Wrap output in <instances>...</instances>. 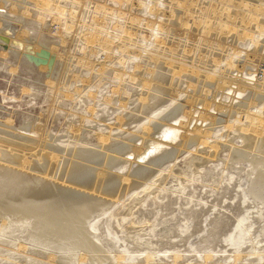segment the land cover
Instances as JSON below:
<instances>
[{
    "label": "rangeland",
    "instance_id": "1",
    "mask_svg": "<svg viewBox=\"0 0 264 264\" xmlns=\"http://www.w3.org/2000/svg\"><path fill=\"white\" fill-rule=\"evenodd\" d=\"M141 2L142 0H21V2L0 0V4L5 3L4 9H0V14L10 15L6 24L10 22L12 24V19L17 17L24 18L23 23H17L11 29H14L15 36L18 35L17 40L21 42L17 45L23 44L25 37L32 42V44L28 43L33 47L32 52H36L34 48L39 46V51H49L52 61L61 62L62 65L64 63L68 67L72 66L68 76H80L65 88L63 81L58 83L57 79L55 82L50 79L51 83H54L50 88L49 74L41 70L43 65L30 68L25 54L18 50L20 47H16L17 49L14 46L9 47L8 43L5 44L0 40V122L3 124L12 122L14 132L19 131L24 124L30 123L39 128L45 136L50 135L63 140L56 143L63 145L64 140H68L72 128L78 127L82 120L85 121L89 133L85 135L86 141L80 143V146L89 148L98 145L97 135L100 134H102L101 138L113 132V135L111 133L108 135L116 139L121 138L122 135L124 137L126 132L125 136H135L137 132L141 135V129L145 125L150 126L159 119L150 120L148 115L139 114L140 122L129 123L124 128L118 127V129L119 115L125 118L126 113L133 112L134 109L136 111L140 104H143L148 96L146 94L148 89L143 86L145 83L151 84L152 75L155 77L158 74L163 75L167 87L171 86L176 70V73L194 71L209 75L208 70L210 75L215 73L228 78L236 77V71H232L235 73L233 75L228 72L221 73L222 70L229 69L227 63L235 50L242 51L240 55L233 56L236 65H240V62L248 57L247 55L257 57L254 62L256 68L253 69L257 72L255 73L257 83L253 86L256 90H264V33L259 38L258 46L251 43L254 39L259 40L256 35L257 26L264 28V0H145L146 7L142 13L139 11L141 8L137 7ZM133 9L135 10L132 11ZM154 9L160 10L162 15L158 17L157 13L153 12ZM165 13L169 14L168 17ZM252 17L257 22H253ZM133 18H138L139 24L132 22ZM244 24L245 27H250L245 28ZM151 26H154L155 33L152 32ZM249 32L250 38H248ZM243 35L246 37L245 41L242 40ZM146 37L148 40H145ZM149 37H151L150 42H148ZM13 40H16L15 37ZM156 40H164L166 45L159 47ZM208 40L211 42L209 43ZM44 44H47L50 50ZM123 47L128 48L124 53H122ZM143 47L146 52H143ZM140 52H143V56L134 59L133 55ZM129 55H132L131 60ZM221 58L223 63L219 68L215 64ZM124 60L129 75H133L134 70L137 71L136 74L141 73L137 75L135 82L131 81L129 76L121 80L112 79L123 69L124 65L120 61ZM157 63L161 68H158L160 71L155 67ZM138 65L141 66L140 70L134 69ZM102 69H106L104 76H96L95 79L90 80V89L87 82L85 83L88 85H83L85 80ZM57 72L56 77L61 74L62 69H58ZM194 72L192 74H195ZM190 73V77L186 73L187 76L183 75L181 79L174 78L175 85L172 88L185 93L179 94L185 95L182 98L176 94L181 100H171L173 94L149 95H159L164 105L169 106L166 112L182 104L190 95L187 93H191L192 86L197 83V80L191 79ZM140 76L145 77V83L138 81ZM232 88L237 90L236 86ZM116 89H120L119 94H113ZM92 94H97L98 99L92 98ZM240 94L236 95V101L230 103L227 101L223 106L234 105L233 108L238 109L246 102H253L252 96L255 95L253 90ZM204 97L207 98L206 95ZM109 99L110 102L107 103ZM140 99H144L142 103ZM91 107L95 110V114L91 113ZM214 108L216 107L212 106L210 113H216ZM186 109L183 113L188 112ZM229 109L230 107L219 113L223 115L221 118L229 115L231 111ZM246 110L247 108L242 114L240 112L243 111L238 109L239 115H235L234 112L233 122H223L218 125L219 127L217 126V129L214 128L215 135L210 136L205 145L195 143L188 152L166 163L163 171L157 173L154 181H150L151 185L147 190L127 197L125 202L116 205L107 215L93 222L97 224L92 230L98 238L95 241L105 251L104 254H109V264H264V189L258 195L250 190L254 176L250 173L249 163H234L230 165L231 167L226 166L232 153L229 146L233 143L231 149L244 147L240 138L242 131L249 129L250 132H254L252 130L256 126L263 127L262 121L259 122L258 119L264 120V102L253 111L252 117H247ZM195 117L188 134L194 138L205 134L204 132L211 128V121L204 114L199 121H197L199 117L197 115ZM194 127H197L195 128L197 133H193ZM112 128L117 129L111 131ZM12 130L9 132L13 133ZM37 133L35 131L33 134ZM179 133L181 140L179 139L177 144L181 147L184 143L182 138L187 132L182 129ZM216 146L221 150L219 158L213 160L211 156ZM42 148L44 149L41 146L38 150H43ZM196 155L204 156L207 163L202 170L199 168L201 175L196 174L198 178H194L192 183H187L188 175L180 172H192L193 168L189 166V160ZM161 188H165L161 192V200L153 199ZM189 196L195 197L194 202L190 203ZM134 204L137 205L134 206L133 216L128 215L126 212ZM237 220L241 221L239 223L243 227L241 234L236 230L239 225ZM15 232L8 235L9 238L0 236V264H64L65 262L71 264L66 259H61L58 254L46 249L40 250L31 243L28 229L23 233ZM75 255L72 264H97L89 254L77 252ZM178 255L184 256L183 260L176 261L175 257ZM211 255L214 257L212 261L207 260Z\"/></svg>",
    "mask_w": 264,
    "mask_h": 264
},
{
    "label": "bare ground",
    "instance_id": "2",
    "mask_svg": "<svg viewBox=\"0 0 264 264\" xmlns=\"http://www.w3.org/2000/svg\"><path fill=\"white\" fill-rule=\"evenodd\" d=\"M18 1L21 2V0ZM144 1L145 0H142V2L137 6L138 8H141H139V11L141 13L143 12L142 10L146 7ZM3 5H5V3ZM3 5L0 4V9H4ZM16 6L18 7L19 5ZM135 9H133L132 11H134ZM147 10L149 11V9ZM153 12L157 13L158 17L162 15V13L160 14V10L158 9H154ZM165 15L168 17L169 14L165 13ZM8 16L10 15L8 14ZM8 16H3L0 14V40H2L3 43H8L9 47H20L18 50H20L22 54H25V57L28 60V66L30 68H34V66H38L40 64L41 66L43 65L44 67H41V70L49 74L48 87L51 88V86L54 85V83H51V80H54L55 82L57 79L58 83H60V81L64 82L63 87L65 88V86L69 85L72 80L74 81V79L80 77L79 75H76L74 77L68 76V74L71 73L70 68L72 66L69 65L68 67L67 65H64V63L62 65L61 62L52 61V55L48 54L49 51L41 52L39 51V46H37L36 48H34L36 52H32L33 47L28 45V43L32 44V42L25 37L23 38L25 39V41H22L23 44H19L20 46L17 45V43L21 42L17 40L18 35L15 36L16 34L13 32L14 29H11L15 27V24L23 23L24 18L17 17L15 19H12V24L11 22L10 24H6V20L9 18ZM137 19L133 18L132 22H137L139 24L140 21L138 22ZM252 21L257 22L253 20V17ZM209 23H211V21H209ZM255 25H257V23H255ZM151 27L152 32L155 33L154 26ZM257 28L258 34L256 35L259 39L264 33V28L258 26ZM207 32L209 31L207 30ZM249 34L251 33H248V38H250ZM14 37L16 39L15 41L13 40ZM146 39L147 37L145 38V40ZM219 39L221 41V38ZM242 40H246V37L244 35L242 37ZM150 41L151 37H149L148 42ZM209 41L210 40H208V42ZM156 42L158 43L159 47L166 45V42L164 40H156ZM251 43H255L258 46L260 44V39L258 41L254 39V41H252ZM37 45L40 44L37 43ZM44 45H46L47 47V44ZM40 46L44 48V46ZM47 49L50 50V48L48 47ZM127 49L128 48L123 47L122 53L126 52ZM143 52H146L145 48L143 49ZM143 52H140V54L135 53L133 55V58H140L141 56H143ZM241 52L242 51L235 50L231 55V60H228L229 62L227 63V67L229 69H224L221 72L224 74L228 72L229 74L233 75L235 73L232 71H236V77L232 76L228 78L225 75L221 74L215 75V73L213 75H210V71L208 70L207 72L209 75L195 73L193 70L192 71L195 74H192L193 72L190 73V71H185L186 73H188V76L190 73L192 75L191 79L194 78V80H197V83L195 86H192L193 89L191 93L186 92L187 94H190L188 95V99L186 98V100H184L182 104L174 106L167 112L165 110L169 106L167 104L164 105V102H162L161 98H159L160 96H151L149 94H173L172 99L170 98L171 100H181L182 96L185 95L180 96L179 94L185 93H183L182 90L179 91L172 88L175 85L174 78L178 77L179 79H181L183 75L187 76V74H183L182 71V73H176L177 70H173L175 71V74L173 75L174 78L172 79L170 87H167L165 85V78L163 77V75L158 74V76L155 77L151 74V84L145 83V77L140 76V78H138V81H141V83H145L143 87H146L148 89V93L146 92V94H148L147 99L145 98L144 102L142 101L144 99H140V102L142 101L143 104H140V107H138V109L136 108L138 112H136L137 110L135 111L134 109L133 112L126 113V116L124 114L125 118L122 117V115H119L120 126H117V128H124V126H127V124L129 123L133 124L140 122V120L138 119L139 114L148 115V119L150 120L156 118L159 119L157 122L152 123L150 126H146L145 124L141 123V125L146 126H144L143 129L140 128L142 130L141 135H138L137 132V135L135 134V136H125L127 133L126 132L124 137H122V135L121 138L116 139L111 135H108L111 132H107L108 134L104 135L105 137L101 138L100 135L102 134L98 133L100 134L97 135L98 145L96 147L89 148L80 146V143L86 141L85 135L89 133V129H87L86 127L87 125L85 126V121L82 120H80V125L78 127L72 128L68 140H64L65 144L62 143L63 145L56 144L59 143V141L63 140L59 138H53L49 134V136H45V134L41 132L39 128L32 126L30 123L24 124V126L19 131L14 132L12 130L13 127L11 126L12 122H8L5 124L0 122V236L12 235L15 231L23 233L28 229V237L31 239V243H33L40 250L46 249L51 253L53 252L55 254H58L61 259H66L68 263L72 264L75 261V254L77 252H83L89 254L90 258H92V260L97 264H106L108 261L109 262L107 264H109V254H104L105 251H103V249L95 241V239L97 240L98 238L94 235L92 230H94V227L97 226V224L93 222L97 218H100L103 215H107L116 205L125 202L127 197L131 195L134 196L141 191L147 190L151 185L150 181L154 179L157 173L163 171V167L165 166V164L170 161L172 162L174 157L175 159H177L182 153L188 152L191 149L192 145L195 143H201L202 145H205V143L209 140V137H213L215 135V129H217V126L220 125V123L231 122L233 118H235L234 112H236L235 115H239L238 109L243 111L247 108V117H252L253 111L257 109L258 106L262 104V102H264V90H256V88H254L253 86L255 83H257V80H255V73L257 74V72L253 71V69L255 70L256 68L254 62L257 60V57L247 55L248 57L244 59L243 62L241 61L242 63L240 62V65H236L233 61V56L236 57L237 55H240ZM129 56V60H131L132 55ZM120 63H122L124 67L120 72H117L112 79L121 80L122 78L129 76L130 80L135 82L137 80V75H140L141 73L136 74L137 71L134 70V72L132 73L133 75H129L125 60L120 61ZM222 63L223 62L221 58L215 65L219 67L222 65ZM169 65L167 66L169 67ZM94 66L96 65L94 64ZM155 67L158 69L160 66L157 63ZM140 68L141 66L138 65V67L134 69L140 70ZM58 69H62V72L59 76L56 77L55 73L58 71ZM105 70H100L98 73H96V75H92L91 78L85 80L84 83L87 82L89 84L90 80L95 79L96 76H102L105 73ZM58 73L59 72H57V74ZM152 73L154 74L155 71H153ZM84 83V86L88 85L87 83ZM232 86H236L237 90L232 88ZM88 88H91L90 84ZM87 89L85 91H87ZM247 90H253L255 92V95L252 96L253 102H246L238 109H234V105H232L231 103L230 105L232 106H229L231 109L229 115L221 118L223 115L219 113H222L226 108L227 110L229 108L226 107V105L223 106V103L225 104L227 101H229V103L230 101H236V95H241L240 93L244 94ZM119 91L120 89H116L113 91V94H119ZM227 92H229V94ZM176 94H178L181 98H178L179 96H176ZM232 94H234V96H232ZM163 95H161V97ZM205 95L207 97L206 99L204 97ZM91 96L92 98L95 97V99H98L97 94H92ZM95 102L96 101L94 100V103ZM109 102L110 99L107 100V103ZM218 102H220L219 105ZM212 106L216 107L213 109L216 113H210ZM92 107L90 111L92 114H95V110ZM186 108L188 109V112L183 113ZM162 113L164 114L162 115ZM240 113L243 114L245 112L243 111ZM203 114L209 121H211V128L204 132L205 134H200V132L203 131L199 129L200 135L198 137H190L188 134L193 118L197 115L199 117L197 121H199L202 119L201 116H203ZM160 115L162 116L159 118L158 116ZM180 115H182L183 117H179ZM206 118L204 120H206ZM258 120L259 122L262 121L261 124L263 125V127L259 128V126H256L255 129L253 128L254 130H252L254 132H250L249 129L248 131L241 130L242 134L240 135V138L244 143V147L240 146L243 147L242 149H231L233 148L231 147L233 145V140L231 141L232 145L229 146V149L232 153L230 154L231 156L228 158L226 165L227 167H229L234 163H249L251 165L250 173L254 176L253 182L250 179L252 184L249 188L256 195H258V193H260L262 189H264V120ZM141 125L139 126L141 127ZM117 128H112L111 131H116ZM195 128L197 127H194L193 129ZM182 129H185L187 133L182 138L184 141L183 145L179 147L177 143L181 140L179 131ZM11 130L13 133L9 132ZM35 131L41 134H33L35 133ZM193 131V133H197V129ZM251 133L253 135H250ZM111 134L113 135L114 133L112 132ZM231 135L230 136L233 137V134ZM71 144L73 145L71 146ZM41 146H43L44 149L42 148L43 150H38V148ZM168 149L172 150L173 152ZM220 150L219 146L213 148V155L211 156L213 160L219 158ZM213 160L211 161L213 162ZM206 163L207 162L204 156L196 155L194 158H191L189 160V166L191 165V167L193 168L192 172L188 173V171H182L180 173L188 175L187 183H192L194 181V178H198V175L196 174H199V172L203 169L202 167H204ZM164 190L165 188H161V191L158 192V195L153 196V199L157 198L161 200V192H163ZM149 194L151 195V193ZM189 197L191 201L190 203L194 202L193 200L195 197ZM136 205L137 204H134L126 213L128 215L132 214L133 210L135 209L134 206ZM126 218L124 217L122 219ZM155 222L156 221H154V223ZM237 222L239 223L241 221L237 220ZM242 229L243 227H241V224L239 223L238 227L236 228L237 232L241 234ZM40 254H42L41 251ZM183 257L184 256L182 255H178L175 257V259L176 261H181L183 260ZM213 258V255H211L207 258V260H211ZM239 259H242V257H239ZM64 264H66V262Z\"/></svg>",
    "mask_w": 264,
    "mask_h": 264
}]
</instances>
